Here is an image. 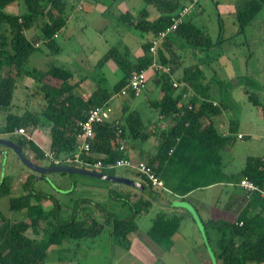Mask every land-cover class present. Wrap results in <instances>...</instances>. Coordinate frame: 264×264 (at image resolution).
Masks as SVG:
<instances>
[{
  "label": "trees",
  "instance_id": "1",
  "mask_svg": "<svg viewBox=\"0 0 264 264\" xmlns=\"http://www.w3.org/2000/svg\"><path fill=\"white\" fill-rule=\"evenodd\" d=\"M17 1L20 0H0V107L7 111L4 123L0 124V134L11 135L21 127L28 132L47 127L51 139L48 150L53 152L56 158H62L75 150L80 131L79 122L85 119L90 109L107 104L114 94L126 86L134 71L146 69L153 62V57L149 54L151 38L172 24L174 14L183 3V0H143L155 7L157 11L155 16L150 14L147 7L140 9L138 14L129 9L117 8L114 14L122 25L134 28L142 32V35L151 36L148 41L142 43L143 53L135 58L127 45H124L126 48L124 52L118 46L111 47L100 58L98 65L112 59L123 71V76L111 89L100 83L84 98L74 89L85 78L80 82L75 80L73 72L65 66L53 64L46 70L28 68L31 55L42 43H45L53 54L61 51L56 38L67 25L68 1L21 0L26 5L25 11L6 10L7 6ZM111 1L110 6L117 7L124 0ZM262 3L263 0L239 1L237 7L239 31L255 21ZM191 14L158 46L157 62L168 66L169 71L156 69L149 75L157 74L155 81L162 91L160 98L151 100V105L159 111L160 118L173 120L171 126L161 132L162 139L156 155L144 159L154 167L158 175L164 163L170 158L171 150H176L181 142L204 146L207 149H204L205 151H210L212 156H215L227 141V136L217 130L212 120V117L220 114L222 109L210 99V81H204L206 72L201 63L186 65L184 55L178 53V49L184 53L191 48L192 56H197L223 43L225 39L217 38L214 41L207 30L193 21ZM222 27L221 25L220 31ZM32 28L35 32L28 36L27 32ZM23 72L42 83L41 89L46 100V109L43 112L38 113L29 108L22 113L10 110L17 87V76ZM173 78L184 83L181 89L174 86ZM130 96L134 97L133 93ZM249 98L258 103L255 94L249 95ZM125 108L120 120H106L96 124L90 154L84 155L83 159L91 164L98 160L102 161L104 166L99 171L116 174L114 167L109 166L124 156L130 157L127 154L128 144L133 146L135 142L143 143L154 133L146 131V124L138 109H131L128 105ZM204 118L208 121L204 122ZM10 138H14L15 141L21 140L23 146L33 152L36 159L42 161L49 159L46 155L47 150L34 139L23 135ZM156 161L158 165L155 164ZM260 163V158L249 157L242 173L264 188V166L261 167ZM48 165L54 164L51 161ZM83 166L85 165H81ZM90 167L97 170L93 166ZM130 171L158 195L165 193V189L152 187L142 173ZM35 177L34 173L27 176L18 195L12 194V178L9 175H5L0 181V196H10L9 214L0 210V264H46V258L55 245L61 246L58 264H69L70 258L65 254L68 251H79L85 246L89 247L95 238L101 235L106 225L111 227L114 237L124 242L127 235L137 228V215L148 210L153 201V198L143 191L137 199H131L129 194L121 193L119 190V194H116L118 191L110 188L111 197L129 207L128 215L119 216L108 210L101 202L79 197L74 200L70 214L64 217L62 202L51 194L34 189L32 184ZM204 182H201V185H204ZM46 200H52L53 204L49 209L43 205ZM237 207L235 211L238 216L235 220L210 219L205 223V229L211 227L220 234L217 241V257L222 264L248 262L262 264L264 196L257 190L246 191ZM13 212H20L22 216L14 218L11 216ZM180 221V216L159 213L154 220V226L159 230V234L170 238ZM29 230L32 235L28 233ZM66 241L68 245L64 246Z\"/></svg>",
  "mask_w": 264,
  "mask_h": 264
},
{
  "label": "crops",
  "instance_id": "2",
  "mask_svg": "<svg viewBox=\"0 0 264 264\" xmlns=\"http://www.w3.org/2000/svg\"><path fill=\"white\" fill-rule=\"evenodd\" d=\"M239 1L210 0L203 6L200 0L190 16L198 26L207 30L211 37L212 33L208 30L209 26L205 15L210 17L213 15L214 20L219 22L218 31L215 38L212 37V39L214 41L217 38L225 40L207 51L215 53L221 49V52L226 53V72L210 69V64L207 66L208 61L205 60L203 52L192 56V61L189 63V65L201 63L206 72L205 82L219 78L218 81L220 83L222 81L221 84H226V101H219L210 96V99L222 109L220 114L212 117V120L216 126L218 119H221L218 122L223 120L225 106L229 113L228 124L226 129L220 133L227 136L225 145L229 162L236 164L238 168L231 170V175L223 174L219 179L212 176V172L217 171L216 164L220 159L219 154L212 156L210 151H205L203 146L196 143H179L176 150H171L170 158L160 170L159 175L165 182L166 191L156 197V206L153 208L155 204L152 201L148 210L137 215V228L127 235L126 241L120 242L110 232L109 243L113 246L110 249L115 264H222L217 257V241L220 234L214 228L205 229V223L210 219L235 220L238 216L235 210L238 209L239 200L246 192L239 182L244 176L242 170L246 166L247 159L249 157L260 158V165L264 166V0L255 21L248 24L242 31H239L237 18ZM221 25L223 27L220 31ZM214 59H218V57ZM219 63L218 68L223 65ZM221 90L223 89L218 91L221 92ZM211 91L212 88H210ZM251 94L258 97V103H254L249 98ZM37 130H39L41 138L42 135L47 136L43 134L42 128ZM32 139L43 149L48 150L34 136ZM247 140L248 145H242L245 144L242 141ZM160 141L161 139H156L154 143H150L148 139L143 143L135 142L133 146L128 144L127 154L134 159L151 158L156 155ZM23 147L27 154L25 146ZM193 147L204 153L201 154L200 160L197 155L194 157L189 153ZM155 164L158 165V161ZM236 170L240 173L237 178L233 176ZM32 173L25 171L20 176L21 181H25L27 176ZM15 180L12 179V183H15ZM203 181H205L204 185H201ZM218 185H225V188L222 187L219 190L216 188ZM11 189L13 190V186ZM223 191H226V194L221 200ZM120 192L130 194L129 190H120ZM139 196L140 194L136 195L135 199ZM106 200H109V196L105 195L101 202ZM43 205L49 209L52 207V202L46 200ZM13 213V217L20 214V212ZM159 213L181 217L177 230L170 238L159 234V230L154 226V220ZM114 244L118 249L114 248ZM55 248L57 249V247ZM73 252L75 255L78 251H68L69 258ZM69 264H72L70 259ZM247 264L257 263L248 262Z\"/></svg>",
  "mask_w": 264,
  "mask_h": 264
},
{
  "label": "rangeland",
  "instance_id": "3",
  "mask_svg": "<svg viewBox=\"0 0 264 264\" xmlns=\"http://www.w3.org/2000/svg\"><path fill=\"white\" fill-rule=\"evenodd\" d=\"M67 1V25L57 34L56 38L60 44L61 51L57 54H53L50 52V49L45 43H40L41 46L36 49L30 57L28 68L37 67L46 70L53 64L65 66L73 72L75 80L80 82L82 78H85L81 83L78 84V86H76L74 91L86 98L94 89H96L98 84L101 83L103 86L111 89L112 86L123 76V71L112 59L108 60L104 64L98 65L100 58L106 52H108L111 47L118 46L121 48L122 52H124V50H126L124 45H127L132 56L135 58L140 53H143L142 43L148 41L151 36L150 34L142 35V32L122 25L114 14L115 10H117V8L120 10L129 9L132 12L138 14L140 9L147 7L152 16H155L157 11L155 7L148 5L143 0H124L117 7L110 6L112 2L111 0H99L96 2H91L93 4H90L89 0ZM207 2L209 3L210 0H201V4L203 6ZM6 10L9 12H23L26 10V5L20 0L7 6ZM205 16V19H207L208 22L207 25L209 26L208 30L211 31L212 37L215 38L219 27V22L217 23V21L214 20L213 15L210 17L206 14ZM34 32L35 29L32 28L28 30L27 34L28 36H32ZM192 52L193 51L191 48L184 53L181 51V49H178V53H182L184 55V63L186 65H189V63L192 61ZM203 54L205 56V60L208 61L207 66L210 64V69H214L217 72H226V53L221 52V49L217 50L215 53L205 50L203 51ZM216 57H218V59H214ZM218 62H220L219 64H223L220 68H218ZM156 76L157 74L154 76H149L147 88L144 89L140 95L131 97L130 95L116 93L103 107V111L109 114L108 120L115 121L122 118L127 105L131 109H138L143 122L146 124L145 129L148 132H156L155 134L153 133V136L151 135V137H149L150 143H154L156 139H162V130L170 127L173 123V120L170 119L162 120L160 118L159 111L151 105V100L158 99L162 95V91L159 89L155 81ZM218 79H209L210 87L212 88V91L210 92L212 93L211 97L218 99L219 101H226V84H221L222 81L220 83ZM41 85V82L33 80L24 72L19 74L17 76V87L15 90V95L12 99L10 110L22 113L25 109L29 108L38 113L43 112L44 109H46V100L43 96ZM219 89L223 90L219 92ZM6 112V110L0 107V124H3L5 121ZM223 113V120L221 122H218L221 119L217 120V117L215 116L217 120L216 127L218 128L217 130L219 132L225 130L228 124L227 120L229 113H227L225 106L223 108ZM203 120L204 122L208 121L206 118ZM42 130L43 134L47 135H42V138L39 136L40 133L37 129H32L31 132H27L29 134L31 133L32 136H34L39 142H42L43 146H46L45 148H49L51 140L49 128H42ZM17 135L21 134H0L1 137L5 138H10V136L16 138ZM242 142H245V144L243 143L242 145H248V140ZM25 148L27 150L28 156L36 163L48 165V163L51 162L50 159L43 161L36 159L33 152H31L27 147ZM203 148L206 149L204 146ZM189 153H191L192 156L194 155V157L197 155L198 160L201 159V154H204L196 147L191 148ZM219 155L220 159L216 164L217 171L212 172V176H216L220 179L221 175L230 174L231 170H235V168L237 169L238 166L229 162L226 145L220 150ZM100 169L101 168H97V170ZM114 169L116 175L133 178L139 181L141 180L140 177L134 175L127 168L118 167ZM25 171L30 173L33 172L36 175L32 184L34 189L51 194L55 199H58L60 202H62V215L64 217L70 214L71 209H73V202L76 198H88L101 202V200H103V196L105 195L109 196V200L101 203L106 205L108 210L124 217L129 214L130 209L128 206L123 205L122 202L119 203V201L114 200L110 196V188L113 187L117 191L129 190V195L133 199H135L136 195L143 193L137 187L128 184L107 181L105 179L78 173L55 171L42 175L38 171H35L27 166L12 148L0 144V181L5 175H9L12 179H16L15 183H11V186H13V195L18 194L19 192L21 193L22 184L24 181H21L22 179L20 176ZM239 174L240 173L236 170L234 171L233 176L237 178L239 177ZM224 186L225 185H218L216 188L221 190L220 188H225ZM119 191L116 192V194H119ZM197 192L199 193V191ZM225 194L226 191H223L221 200L224 198ZM9 198L10 196H0V210H2L5 214H9ZM120 199L122 200V197H120ZM156 199L157 198H153L154 204L156 203ZM155 206L156 204L153 205V208ZM11 216L13 217L14 213H11ZM21 216L22 214L20 213L17 217ZM110 232L111 227L106 225L101 235L95 238V241L89 245V247L85 246L75 255L73 252L72 255H70L72 264H115L113 254L110 249V247L113 246L109 243ZM28 233L32 235L31 230H29ZM66 244H68V241H66L63 245L65 246ZM55 247H57V249ZM55 247L51 248L50 253L46 258V264H58L59 257L61 256V246L55 245ZM114 248L118 249L115 244ZM65 255L68 256L69 253H66Z\"/></svg>",
  "mask_w": 264,
  "mask_h": 264
},
{
  "label": "built area",
  "instance_id": "4",
  "mask_svg": "<svg viewBox=\"0 0 264 264\" xmlns=\"http://www.w3.org/2000/svg\"><path fill=\"white\" fill-rule=\"evenodd\" d=\"M198 3L199 0H183L181 7L173 16L172 24L166 29L159 31L158 34L151 38L149 54L153 57V62L146 69L134 71L129 77L126 86H124L121 91L118 92V94L130 95L131 93H133L134 96H138L143 92L144 89L147 88L150 72L156 69H161V71H169L170 68L168 66L162 65L157 62L156 53L158 46L166 38V36L172 33L178 27V25L195 10ZM173 84L174 86L179 87V89H181V86L184 85L183 82H180L175 78H173ZM103 107L104 106H98L90 109L87 112L85 119L79 122L80 131L77 136V144L75 146V150L72 153L67 154L62 158H56L53 152L47 150L46 155L54 165L66 164L77 167L85 165L83 167L88 169H92L90 166H93L96 169L102 168L104 166L102 161L100 160H98L94 164H91L89 161H85L83 159L84 155L87 156L90 154L92 142L95 137L96 124L108 120L109 114L103 111ZM161 119L163 120L162 117ZM120 132L121 129H119V133ZM14 133L21 134L26 138H32V136L29 135L24 127L16 129ZM239 137H242V135H239ZM109 167H124L130 170L138 171L146 176L148 182L152 187L156 189H166L163 179L155 172L154 167L145 160L124 156L118 159L115 163L111 164ZM239 185L244 188L245 191L257 190L264 196V188L255 183L247 175H244L241 178Z\"/></svg>",
  "mask_w": 264,
  "mask_h": 264
},
{
  "label": "water",
  "instance_id": "5",
  "mask_svg": "<svg viewBox=\"0 0 264 264\" xmlns=\"http://www.w3.org/2000/svg\"><path fill=\"white\" fill-rule=\"evenodd\" d=\"M0 144L5 145L6 147L12 148L18 157L31 169L38 171L41 174H45L48 172H69V173H78V174H83V175H89L113 182H118V183H124L128 184L134 187H137L144 193H146L149 197L151 198H156L158 194L150 188L148 185L145 183L129 178V177H124V176H119L116 174H109L103 171L99 170H93V169H88L84 167H77V166H71V165H66V164H58V165H42L39 163H36L34 160H32L25 152L24 147H23V142L21 140L15 141L11 138H5L0 136Z\"/></svg>",
  "mask_w": 264,
  "mask_h": 264
}]
</instances>
